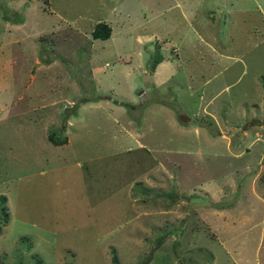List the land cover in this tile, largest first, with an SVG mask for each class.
<instances>
[{"label":"rangeland","instance_id":"rangeland-1","mask_svg":"<svg viewBox=\"0 0 264 264\" xmlns=\"http://www.w3.org/2000/svg\"><path fill=\"white\" fill-rule=\"evenodd\" d=\"M10 40L0 264H264V0H0Z\"/></svg>","mask_w":264,"mask_h":264},{"label":"trees","instance_id":"trees-1","mask_svg":"<svg viewBox=\"0 0 264 264\" xmlns=\"http://www.w3.org/2000/svg\"><path fill=\"white\" fill-rule=\"evenodd\" d=\"M7 20H9V19H7ZM109 33H110V27H109V25H107L103 21L101 23L94 25L92 28V31H91V35L93 38H101V39L106 38L109 35ZM161 58H162L161 55L156 56L151 61V64L149 66V70L153 71L156 63L159 62L161 60ZM47 139L54 144H58V143L64 142L66 140L65 137L57 136L55 131L48 132L47 133Z\"/></svg>","mask_w":264,"mask_h":264},{"label":"crops","instance_id":"crops-1","mask_svg":"<svg viewBox=\"0 0 264 264\" xmlns=\"http://www.w3.org/2000/svg\"><path fill=\"white\" fill-rule=\"evenodd\" d=\"M3 20H5L4 22V27L8 28V29H16L17 27L20 26V24L23 25V22H18L17 24H15L13 21L11 20H7L5 18H3ZM7 21H10L12 24H9ZM8 23V24H7ZM12 40H10V42L8 41H0V68H3L4 70H6V65L8 64L9 62V53L11 51V45H12ZM21 50V49H20ZM161 61H159L157 63L160 64ZM157 65L155 66L154 70H153V73L155 72L156 68H157ZM8 103V101H7ZM3 105H5V103H3ZM2 105L0 104V107ZM2 109V108H0ZM218 125V124H217ZM219 131V130H218ZM224 130H221L219 132H223ZM258 134V133H257Z\"/></svg>","mask_w":264,"mask_h":264}]
</instances>
